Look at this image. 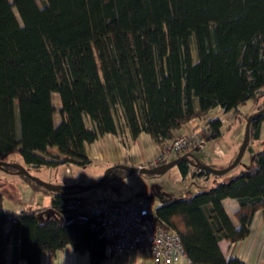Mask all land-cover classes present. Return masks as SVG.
Returning <instances> with one entry per match:
<instances>
[{
    "label": "trees",
    "instance_id": "obj_1",
    "mask_svg": "<svg viewBox=\"0 0 264 264\" xmlns=\"http://www.w3.org/2000/svg\"><path fill=\"white\" fill-rule=\"evenodd\" d=\"M247 100L255 111L264 105V0H0V160L85 166L86 145L123 128L150 135L158 154L149 167L183 154L193 160L195 145L160 159L174 131ZM205 121L198 137L218 138L221 118ZM263 122L264 115L251 122V161L240 174L156 207L192 264H248L226 257L219 242L246 237L254 213L264 211V142L251 147ZM176 165L182 177L215 175L189 160ZM112 166L101 186L130 174ZM18 175L51 204L16 212L4 207L0 186V264H39L42 252L67 245L103 264L106 240L82 191L49 190ZM228 197L237 201L232 214L222 203Z\"/></svg>",
    "mask_w": 264,
    "mask_h": 264
},
{
    "label": "crops",
    "instance_id": "obj_2",
    "mask_svg": "<svg viewBox=\"0 0 264 264\" xmlns=\"http://www.w3.org/2000/svg\"><path fill=\"white\" fill-rule=\"evenodd\" d=\"M216 112L219 113L217 116L221 118L220 116H222L223 110L219 107L215 109L214 113ZM210 117H216V114L210 116L208 115L203 119H192L182 125L179 129H176L174 131V135H188L193 132L198 133L202 127L205 126V120ZM220 130L222 134L223 124L220 127ZM214 140L215 139L205 141V147L208 146V143L213 142ZM261 142H264V122L261 127L260 139L251 144L252 149H259L262 146ZM86 148L91 159V163L85 166H78L72 163H58L55 165L42 164L37 167L29 164L26 165V167H30L37 172H41L44 174L42 177L43 180H48L49 182L58 184H88L98 180L102 176L104 170L114 164L126 163L135 166L149 167L152 163H156V157L158 154L156 146L149 134L141 132L134 138L130 135L127 128H123L121 135L105 133L99 136L94 142L87 144ZM201 150L205 152L204 155H207L204 158L209 161H218L225 157L224 155L217 156L214 152L213 154L210 152L207 153L206 149ZM49 151L54 155L59 154L58 149L55 146L50 147ZM246 151H248L251 159V151L245 150V152ZM233 152L234 149L232 148V154L228 157L230 160L223 166L228 165L233 160L235 154H233ZM218 157L221 159H217ZM73 167H80V170ZM87 167L91 169L88 170L89 172L83 173ZM173 167L171 168V171L169 170L164 172L154 178L153 176L145 178L148 183L156 182V184H159L160 189H165L164 193H166V195H160L157 202H155L158 205L164 199H168L170 197H185L197 192L198 190L205 189L203 188V184L205 183L211 184L206 187L208 188L209 186H212L214 181L217 182L221 179L218 178L216 180H212L209 177H189L188 175L186 177H182L178 167ZM0 171L10 175V177H12V179L16 182L17 190L15 189L13 193H17L18 197H14L11 192L7 194L11 199L15 198L14 202L17 203L15 209L13 210L19 212L24 208H40L50 206V194L35 190L17 173L2 170ZM138 175L139 174L136 173H130L124 177L112 179L107 182L105 188L100 187L85 190L80 194V196L85 198L90 203L99 199H124L120 197L121 193H119L124 181L126 179L140 178ZM13 176H17L19 179L13 178ZM144 191H146L144 193H147V197L144 193H135L134 196L144 197L151 201V191L148 189H144ZM222 203L229 214H232L234 209L237 207V201L234 198H225ZM234 221L236 222V220ZM219 246L226 257H238L248 264H264V211L257 210L254 213L250 226V232L246 237L236 241H228L224 239L219 242ZM107 254L108 256L104 260L103 264H155L148 252L138 249L127 251L121 255H115L112 253ZM18 264H24V262L20 261ZM39 264H89V256L86 251L78 252L75 251L71 245H67L62 250L56 251L55 254L42 252ZM172 264L192 263L187 256H183L178 262H174Z\"/></svg>",
    "mask_w": 264,
    "mask_h": 264
},
{
    "label": "built area",
    "instance_id": "obj_3",
    "mask_svg": "<svg viewBox=\"0 0 264 264\" xmlns=\"http://www.w3.org/2000/svg\"><path fill=\"white\" fill-rule=\"evenodd\" d=\"M194 145L198 148L205 146L197 132L176 135L164 147L160 159L164 161L179 150H189ZM214 152L223 155L221 149ZM157 206V203L139 196L91 202L90 209L102 227L107 253L121 255L138 249L148 252L155 264H172L186 256L179 233L158 219Z\"/></svg>",
    "mask_w": 264,
    "mask_h": 264
},
{
    "label": "rangeland",
    "instance_id": "obj_4",
    "mask_svg": "<svg viewBox=\"0 0 264 264\" xmlns=\"http://www.w3.org/2000/svg\"><path fill=\"white\" fill-rule=\"evenodd\" d=\"M38 1H40V0H38ZM260 100L261 99H259V101ZM53 102L57 106H58V104H60V99H59V96L57 93H54V95H53ZM256 108L257 107H256V104L254 103V101L247 100L246 102L239 105V110H237V111L230 110L226 113L223 112L222 116H220L222 119V124H223V133L218 138H216L213 142L208 143V146H206V147L200 146L199 150L198 149L196 151H194L195 149L193 150L194 152H196V156L198 157V159L209 164L210 166H212L214 168H221L227 161L230 160V159H228V157L230 156V154H232V148L234 149L233 154L235 153L234 154V156H235L238 149H239V146L241 144L242 138H243L246 119L253 112H255ZM215 114H216V117H218L217 115L219 113L216 112V113H214V115ZM201 149H206L207 153L210 152L212 154H213L215 149H219V151L221 149V151L223 152V155L225 157H223L222 159L218 157L217 159H221L218 161H209L206 158H204L207 155H204L205 152L202 151ZM214 154L217 155L215 152H214ZM223 155H221V156H223ZM217 156H220V155H217ZM10 158L13 159V158H19V157L17 154H13L10 156ZM250 161H251L250 155H249L248 151H246L244 153V155L242 156L241 160L239 161V163L236 166H234L231 170L222 174L221 176L223 177V179L227 180L233 176L240 174L248 166ZM176 166L177 165H174L173 168H175ZM73 168H78V170H80L79 169L80 167H73ZM171 168L164 171V172H167L169 170L171 171ZM27 169L33 175L35 174L38 177H40L41 179H43L42 177L44 176V174H42L41 172H37L36 170H34L33 168H30V167H27ZM89 169H91V168L87 167L83 171V173L89 172L88 171ZM163 173H160V174H163ZM160 174H156V175L139 174L138 176H140V178L126 179L124 181L123 186L120 188L121 189L119 191V193H121L120 197L127 199L131 196H134L135 193L136 194L144 193V192H146V191H144V189H148L149 191L153 192V193L150 192L151 201L157 202L160 195L161 196L166 195V193H164L165 189H163V188L160 189L159 184H156V182L148 183L145 178H147L148 176L149 177L153 176V178H154L155 176H158ZM222 177H220L219 175H211L209 178L212 180H216V179L222 178ZM13 178H18V177L13 176ZM215 183H216V181H214L212 185H214ZM106 185H107V183L101 187L105 188ZM208 185H211V184H208V183L203 184V188H206ZM0 186H1V189H3V191L5 192L4 199H3L4 207L9 208V209H15V206L17 205V203L14 202L15 198L11 199L10 197H8L7 194L11 192L14 197H16V198L18 197L17 193L16 194L13 193L17 187L16 182L14 181V179H12V177H10V175H8L5 172L3 173L0 171ZM144 194L147 197V193H144ZM182 197H184V196H182Z\"/></svg>",
    "mask_w": 264,
    "mask_h": 264
},
{
    "label": "water",
    "instance_id": "obj_5",
    "mask_svg": "<svg viewBox=\"0 0 264 264\" xmlns=\"http://www.w3.org/2000/svg\"><path fill=\"white\" fill-rule=\"evenodd\" d=\"M261 115H264V105L257 111L253 112L250 116L247 117L245 127H244V134L243 138L241 141V144L239 146V149L234 156L233 160L231 161L230 164L227 166L221 167V168H214L210 166L209 164L199 160L195 155L192 156L193 160H190L187 155L183 154L181 156L175 157L171 160H168L165 163H162L157 166H150V167H143V166H135V165H130L126 163H120L117 164L120 168L128 171L129 173H136V174H160L163 173L164 171L170 169L174 165L178 163L180 160H189L191 164L194 166L199 167L200 169H203L205 171H208L212 174L215 175H221L224 174L225 172L231 170L234 166H236L239 161L241 160L242 156L244 155V152L247 148V145L249 143L250 139V125L251 122L257 118H259ZM5 165H12L16 168V172L18 174H24L26 176H29L33 181H35L37 184L43 186L46 189L49 190H63V189H69V188H78L80 191H85V190H90L94 189L97 187H100L104 181L106 180L107 176L109 175L111 169L113 166L107 167L102 176L95 182L93 183H88V184H81V183H71V184H58V183H53L49 182L46 180L41 179L40 177L33 175L25 166H23L19 162H5L3 160H0V167L3 168Z\"/></svg>",
    "mask_w": 264,
    "mask_h": 264
}]
</instances>
